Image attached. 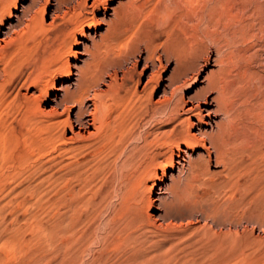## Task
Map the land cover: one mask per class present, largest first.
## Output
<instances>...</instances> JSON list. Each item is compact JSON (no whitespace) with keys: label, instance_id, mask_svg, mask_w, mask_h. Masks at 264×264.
Here are the masks:
<instances>
[{"label":"bare ground","instance_id":"bare-ground-1","mask_svg":"<svg viewBox=\"0 0 264 264\" xmlns=\"http://www.w3.org/2000/svg\"><path fill=\"white\" fill-rule=\"evenodd\" d=\"M87 1L29 0L22 6L20 14L13 15L12 10L17 9L19 0H0V34L1 28L7 29L0 39L3 42L0 44V106L6 115L14 112L18 115L15 122L18 121L16 123L22 128V132L19 131L22 140L21 145L18 143L21 150L17 158L28 166L30 173L18 193L27 192L28 198L37 202L45 194L47 185L62 186L64 193L54 199L63 202L67 209V241L74 244L72 252L68 250L67 264H76L80 260L83 243L88 240L79 230L82 205L90 202V211L95 213L113 191L132 207L123 238L118 233L124 231L116 226L105 232L106 245L115 247L119 255L115 264H134L177 238L175 233L168 238L163 234L164 228L160 229V225L150 221L148 209L153 206L151 193L155 188L158 189L155 200L160 203L157 217L161 220L168 221L178 214L193 211L209 220L200 227L202 242L195 245L197 247L189 246L187 252L195 264L231 262L233 253L228 249L236 251L239 235L236 231H216L213 226H236L246 215L264 211V71L262 68L259 72L256 67L258 53L253 50V45L247 47L245 44L256 35L244 22L233 31L230 29L229 37L226 32L225 39L214 34L218 27L211 29V23L221 20L230 27L231 22L241 21L242 14L235 11L234 0H222L216 10L211 8L214 13L207 16L204 11L207 0H180L179 5H172L174 2L169 0L172 1L169 8L166 7L167 0H162L165 8L158 4L159 0L156 5L146 8V22L133 28V25L127 26V12L131 7L137 8L139 3L126 0L112 9L104 32L93 42L92 49L87 50L90 60L84 61L77 72L72 73L68 59L63 57L74 55L71 45L76 43V35L84 36L85 27L99 23L94 16L86 17L84 12L109 9L107 0H91L89 6ZM256 4L254 1V6ZM257 5L261 10L264 8V3ZM49 6H52L51 21L45 24L43 18ZM261 10H258L260 15L264 14ZM252 14L255 17L256 13ZM13 17L14 24L10 22ZM207 18L212 19L211 23ZM160 20H165L166 24L163 26ZM57 41L61 47L56 49L62 53L46 65V56H50L55 45L51 44V47L50 42ZM141 50L145 54L141 68L137 70L140 60L136 57ZM210 52H214V68L208 70L203 84L185 101L179 91L197 80L199 70L210 60ZM172 59L176 66L172 68L161 96L153 100L165 68L162 62ZM261 61L264 64V60ZM149 68L151 71L141 85L140 78ZM73 75L72 82L56 86L58 77L70 81ZM15 83L26 89L33 87L38 94L21 96L18 89L11 96L8 89ZM59 89L60 94L54 93L49 98V93ZM209 93L214 95L209 98ZM41 98H49L53 106H60L62 111L53 108V111L43 113L39 106ZM209 101L214 103L212 112L220 113L222 118L210 121L213 125L209 124V131L198 127L199 136L192 134L189 117L203 122V111L210 112ZM189 102L191 105L185 106ZM3 128L7 129L5 123ZM67 132L71 133L68 137ZM6 136L0 132V169ZM181 144L201 146L204 156L187 160L178 154L176 164L182 177L171 178L169 184L157 186V170L165 176L168 167H175L172 155L174 149H181ZM212 154L220 166L217 171L209 170ZM33 156H49L50 161L28 163ZM58 170L64 172L58 174ZM136 186L142 188L140 195L135 193ZM108 213L111 215L110 211ZM71 223L75 229H70ZM160 236L164 237L162 242L158 241L156 249H151L154 238Z\"/></svg>","mask_w":264,"mask_h":264},{"label":"rangeland","instance_id":"rangeland-1","mask_svg":"<svg viewBox=\"0 0 264 264\" xmlns=\"http://www.w3.org/2000/svg\"><path fill=\"white\" fill-rule=\"evenodd\" d=\"M158 1L159 0H137L136 4L139 3L138 6L140 5L141 7L136 6L137 8H135V7L129 8V10L127 12L128 14H127V20H126L127 26L133 25L132 26V28H133L134 26L136 27L139 23L146 22L145 21L146 10L148 8L156 5L158 3ZM165 1L163 2L161 0V2H159L158 4L161 6L163 5V7H164ZM172 1L174 2V3H172V5L173 4L177 5L178 3L181 4L180 0H176V3L174 0H172ZM172 1L169 2V0H167L166 1L167 2L166 7L168 6V8H169V6H171L170 4ZM231 1H233V0H230V2ZM254 1H255V4L256 3L258 4V2H259V4H260V2L264 3V0L263 1L262 0H254ZM254 1L253 0H243V1L234 0L233 3L235 4L234 5L235 11L242 14V15H240L242 18L241 21H237V24H239L241 22L239 25H237L236 22L233 21L229 24L230 25V27H229V26H225L221 20L219 21L220 24L218 21L216 22L213 20V22H216L213 24L210 21L212 19H209V18H207V19H209V21L211 23V25H210V26H212L211 29L218 27V29L216 28L217 30L214 29L216 31L214 34L220 35L222 37V39L226 36L229 37L231 35L230 33H232L233 29L239 27L240 25L242 26L243 22L248 24L247 25L248 29L251 30V33H253V35H256V36H253L245 44L248 45L247 47L253 45L252 46L253 50L255 51L256 54L258 53L257 54V56H258L257 64L258 65L256 67H258V71L261 72L262 68H263L262 71H264V67H262V65H264V64H262L263 61H261L262 59L264 60V52L262 53V51H264L263 50L264 49V47H263L264 43H262V42H264V40L260 39V38L264 37V27H263L264 22H262V21H264L263 20L264 14H262V15L259 14L261 9L259 8V6L257 4L254 6ZM28 2H29V0H22V1L19 0L18 7H17V9L12 10V14L13 15L20 14L22 6H25ZM121 2L125 3L126 0H107L106 5L109 9H107L106 11L103 8H99V9H95L93 11V13H91L90 10H87V13H86V11L84 12L85 13L84 15L86 17L90 18L91 16H94V18L97 19V22H99V23L97 25H94V26L85 27L84 28V36L76 35V43H72V45H71V50H72V53L74 55H70V56L65 55L63 57V59L64 58L68 59L69 67H70L72 73L77 72V68L82 66L84 61L90 60V56H89L87 50L92 49V44L95 40L98 41L100 34H102L106 28L105 22L110 18V14H112V9L116 8L119 5V3H121ZM141 2H142V4H140ZM207 2L208 3L206 5V7H208V8L206 9V7H205V9H204L206 16L208 14L214 13V11L218 8V6H219L220 2H222V0L221 1L220 0H207ZM90 4H91V0H88L87 5L89 6ZM209 5H214V7L209 6ZM246 7L247 8L249 7V8L246 9ZM251 7H253V8H251ZM211 8H213L215 10H213ZM237 8L240 10H238ZM210 9L213 11H211ZM51 10H52V6H49L47 8V11H46L45 16L43 18V21L45 24H47L48 22L51 21ZM136 10H137V12H136ZM138 10H139V12H138ZM258 10H259V12H258ZM88 11H89V13H88ZM131 11L133 14L131 13ZM261 11H264L263 7H262ZM250 12H251V14H250ZM246 13L249 15L247 16ZM252 13H256V15H255L256 20H255V17ZM142 16H144V17H142ZM250 16H252V17H250ZM257 16L259 18H261V20L257 19L258 18ZM251 18H252V20L254 19V21H252ZM250 20L252 22V25L253 24L254 25L257 24V25H255L253 27L250 24L251 23ZM10 22H12V24H14L15 18L13 17ZM260 22H262V23H260ZM135 23H136V25H135ZM159 23H162L164 26L166 24V21L160 20ZM5 24L7 25L8 23H5ZM215 24H217L218 26ZM159 25H161V24H159ZM214 25H215V27H213ZM231 25H232V27H231ZM224 26H225V28L228 27L229 29L228 28L225 29ZM221 27L224 29V31H223V29H221ZM250 27H252V28H250ZM255 27H257V28L255 29ZM68 29L71 30L70 28H68ZM68 29L66 31L67 33L69 32ZM230 29L232 30L231 32H230ZM1 30L2 31L0 34V39L4 37L2 32H5L7 29L3 27V28H1ZM259 31H261L262 33H260ZM223 32H225V33L223 34ZM226 32H227V34H226ZM225 34H226V36H225ZM179 35H181V34H179ZM256 37H257V39H256ZM180 38L184 39L183 35H181ZM252 39L254 41L255 40L256 41L255 42L253 41L251 43ZM57 43H60V41H57L55 43L50 42V46H51V44L52 45L55 44V45L53 46L54 50L51 48V51L49 52L50 56H48V58L46 56V59H45L46 65L50 64L51 62H54L55 60H57L58 57H60V54L62 53V51L61 50L58 51L57 49L59 47H61V45H59ZM257 43L259 44V46L262 45V47L256 46V45H258ZM0 44L2 45L3 42L0 41ZM245 44H243V46L246 47ZM57 45H58V47H56ZM140 52H139L138 56L136 57L137 59L140 60V63H139L137 70H140L141 65L143 63L142 58L145 54V52L143 50H141ZM51 55H53V56H51ZM208 56H209L210 60L202 66L201 70H199L200 72L197 74V80L195 82H193L189 87H186L182 91H179L182 94L185 101H187L188 100L187 98L189 96H191L196 90H198L199 87L203 84L204 76L206 75L208 70L211 68H214V65H213V63H214V61H213L214 52H210ZM260 57L262 59H259ZM174 62L175 61L173 59L168 61V62H165V61L162 62V64L164 65L165 68L161 72V80L159 82V85L153 93V100H156L161 96L162 90L165 88V85L167 84L168 76L170 75V72L173 70L172 68H174L176 66V65H174L175 64ZM25 64H27V61L25 62ZM127 65H129V63H127ZM259 67H261V68L259 69ZM117 70H118L117 73L120 76L121 72L119 71V69H117ZM150 71H151L150 68L147 69L145 71V74H143L141 76V78H140V84L141 85H143L144 82L146 81V78H147ZM262 73L264 75V72H262ZM187 75L190 76L191 74L188 72ZM74 77L75 76L73 75V79H69L70 81H68L67 79H64L62 77H58L55 81V84H56V86L58 85V87L60 85L68 84L74 80ZM0 79H1V77H0ZM18 89L20 91L21 96L24 95L25 93L27 94V95L25 94L26 96H29L32 93L34 96H36L38 94L37 91H35V89L33 87H29L27 89L25 87L22 88V87H20L19 83L13 84V86H11L8 89V92H12L11 96H13ZM54 93L60 94L61 91L59 89L57 91H53L52 93H49V98H51ZM212 94L214 95V93H209V98L212 96ZM49 98L39 99V106H40V109L43 111V113L51 112V111H53L52 110L53 108L57 109V112H61L62 108L60 106L59 107L53 106V102ZM200 102L203 104V101H200ZM202 104L200 106L204 109L205 107ZM209 104H211L210 108L208 109V110H210V112H209V114H207L205 111H203V113H204L203 115H205V117L203 116V122H199L194 116L189 117V119H190L189 121L191 123L189 131L192 134L199 136L198 127H201L203 130L206 129V131H209L211 128V126L209 124L213 125L212 123H210V121L211 122L217 121V120H220L222 118V115L220 113L218 114L217 112H215V113L212 112L211 108H213L214 103L213 102L210 103V101H209ZM187 105L190 106L191 103L189 102V103L185 104V106H187ZM2 110L3 109L0 106V119L3 116L2 117L3 119H1L2 121L0 120V122H1L0 123V132H2L3 134H7V136L5 138L6 142H5V147H4L3 153H2L3 154V160L1 162L2 168L0 169V264H67L68 250L71 249L70 252H72V250H73L72 248H74V244L72 242L73 245H70V242H68L69 241L68 240L69 232L67 231V228H66L67 227V222H66L67 209H66L63 202H56L54 199L55 197L62 195L64 193V190H63V188H61L62 187L61 185H58V186L47 185L45 187V190H44L45 194L42 195L40 198L41 200L37 201V202H35V200H33V199H30V197L28 198L29 194H27V192H23L22 194H20L21 192L18 193L22 187V183L25 182L28 175L30 174L29 170L27 169L28 166L26 167V164L21 163L17 158V156H18L17 154L21 150L20 145H21L22 136H21V133L19 131L22 132V128H20V125L17 124L18 121H16L17 123L15 122V119H17V117H18V115L16 116L15 112L9 113L6 115L4 113V111H2ZM1 112L3 114H1ZM74 112H75V109H73V113ZM6 120L8 121V123ZM12 120H14V121H12ZM207 121H208V123H207ZM4 123H5V126L7 127V129H6L7 131L3 128ZM10 124L12 126L11 128H10ZM8 126H9V128H8ZM7 132H9V134ZM15 132L17 134H14ZM19 134L21 137L19 136ZM70 135H71V133L67 132L66 136L68 137ZM18 136L20 137V139L18 138ZM17 139H19V140L17 141ZM180 147H181L180 150L174 149V153L172 155L173 161L175 162V167H173V168L168 167L166 169L165 176L162 175V172L160 169L157 170V175L159 177V179L156 181L157 186L160 183L169 184L171 182V178H177L178 176L182 177V173L180 171H178V168H177L178 163L176 164V161H178V157H177L178 154H180L181 157H183L184 159L196 160V159H198L199 156H204V153H205V152H203L204 150L201 146H195V147L190 146L191 147L190 148V147H185L183 144H181ZM49 158H50L49 156L48 157L43 156V157H38V158L33 156L30 158L31 161L29 160L28 163H32V162L34 163L35 160H41L42 162H49L50 161ZM210 160L211 161H209V166H210L209 170H211V171L219 170L220 166L215 163L213 154L211 155ZM179 162H183V161L181 159H179ZM62 172H64V170H62V171L58 170V174H60ZM148 183L150 184V181ZM157 190L158 189L155 188V189H153V192L151 193V197L153 199V206L148 209V214L151 217L150 221L152 223H154L156 226L160 225L161 226L160 229H163V228L167 229L166 230L167 232L163 229V234L167 235L168 238H170V236H172V234H174V233L177 234L178 237L177 238L175 237L176 240H175V238L172 239L171 242L168 245L164 246V248L161 249L160 251H157L154 253L152 252L151 254L143 256L140 259H138L134 264H184L186 262L185 260H187V262L185 264H195L192 257H190V255L187 252H188V249L190 247H193L195 245L198 246L202 242L200 227L205 225V224H208L209 220L206 221V219H204L200 213L195 212V211L191 212L190 214L186 213V212H184L182 214H178V215H176V217H174L168 221L167 220H161L160 218L157 217V215L159 213L158 207L160 204L158 199L155 200V198L157 197L155 192ZM141 192H142L141 186H136V188H135L136 195L137 194L140 195ZM25 200H27V202ZM88 203H90V202H87L84 205H82L85 208L82 207L81 212H80L81 214L79 216L80 218L78 217V221L80 223L79 224L80 233H81V235L83 233V236L86 237V239H88V240H85V242L83 243L80 258H79L80 260L78 262H79V264H115L118 261L119 255H118L115 247H111L110 245H109L110 246L109 247L106 245L105 232H106L107 228L113 229V227L116 226V229L118 227V229H120L121 232H122V230L124 231V233L122 232L123 234L118 233V234H120L119 237L123 238L126 234L125 233V231H126L125 230L126 229V225H125L126 219L130 216V213H131L130 210H132L130 208H132V207H130V204L123 201L114 191L112 192L111 196L103 203V205L98 207V209H96L95 213L90 211V210H92V208H91L92 204L90 203V206H89ZM123 205L125 208L122 207ZM183 207H182L183 211H185V206H183ZM113 208H115V209H113ZM118 208H120V209H118ZM86 209L89 213L86 211ZM103 209H105V210H103ZM119 210H121L120 213H118ZM107 211L108 212L110 211L111 215ZM85 213H87V214H85ZM255 213H258V214L260 213V214L256 215ZM263 213H264V211H261V212L257 211V212H254V214L252 213L253 216L251 214L246 215L247 217L244 216L246 218L245 219L242 218L241 219L242 221L240 220L238 225H236V226H232V225L227 226L226 225L227 227L226 226H220V228H219V226H213V228L216 229V231H220V232L236 231L239 235V242H238V247H237L236 251H234L231 248H230L231 250L228 249L229 252L233 253V257H232L231 262H229L227 264H264V215H263ZM200 224H202V225H200ZM72 226H73V224L71 225L70 229L74 228ZM85 228H87V229H85ZM234 229H236V230H234ZM72 231L74 232V230H72ZM67 232H68V234H67ZM168 233H170V234H168ZM95 235H97V236H95ZM197 235H199V236H197ZM192 237H193L194 241H192ZM194 237H195V239H194ZM156 239H157V242H155ZM163 239H164L163 236L155 237L154 238V240H155L154 245L152 243L151 249L152 248L156 249V247L159 245V243L162 242ZM158 241H159V243H158ZM67 244H68V247H67ZM104 245L106 246L105 248H104ZM197 246H195V247H197ZM108 247H109V249H108ZM100 252H102V253H100ZM81 261H83V262H81ZM191 261H192V263H190ZM78 262L76 264H78Z\"/></svg>","mask_w":264,"mask_h":264}]
</instances>
